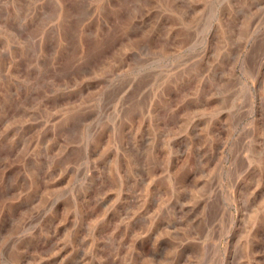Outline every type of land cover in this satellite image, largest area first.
<instances>
[{
	"label": "rangeland",
	"instance_id": "obj_1",
	"mask_svg": "<svg viewBox=\"0 0 264 264\" xmlns=\"http://www.w3.org/2000/svg\"><path fill=\"white\" fill-rule=\"evenodd\" d=\"M0 264H264V0H0Z\"/></svg>",
	"mask_w": 264,
	"mask_h": 264
}]
</instances>
